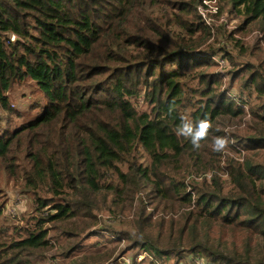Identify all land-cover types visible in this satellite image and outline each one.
I'll use <instances>...</instances> for the list:
<instances>
[{"label": "trees", "instance_id": "trees-1", "mask_svg": "<svg viewBox=\"0 0 264 264\" xmlns=\"http://www.w3.org/2000/svg\"><path fill=\"white\" fill-rule=\"evenodd\" d=\"M208 1L0 0V107L16 113L9 92L27 78L44 106L0 134V172L19 144L30 164L15 169L39 211L0 242V264H40L53 249L57 264L197 253L264 264V157L224 153L264 152V0L213 4L218 20L229 4L245 15L232 30L207 23ZM259 19L249 52L237 34ZM247 115L260 125L224 128ZM103 215L113 225L97 227Z\"/></svg>", "mask_w": 264, "mask_h": 264}, {"label": "rangeland", "instance_id": "rangeland-1", "mask_svg": "<svg viewBox=\"0 0 264 264\" xmlns=\"http://www.w3.org/2000/svg\"><path fill=\"white\" fill-rule=\"evenodd\" d=\"M218 0L208 1V7H204L202 5L198 6L199 12L201 13L200 6L204 8V10L208 13V16L212 18L210 20L214 27L215 25H220L225 22V24L228 25L229 29H238L242 25V23L245 21V15H238L236 12H231V4H229L226 7V10L223 14L224 19H217L213 14V4L217 3ZM219 4V2H218ZM230 10V11H229ZM229 11V12H228ZM209 18V19H211ZM260 19L256 21H251L245 24V29L243 32H240V34H237L238 37L244 38L246 41V44L248 45L249 52H254V43L259 42L258 37L259 35H262V31L260 27H263V23ZM216 23V24H215ZM243 30V28H241ZM216 41V36L211 39V41ZM221 42V45H224V41L222 38L219 39ZM226 43V42H225ZM252 62H257V57H253V55L248 54L247 57ZM245 58H242V60H245ZM264 58V56H263ZM221 63L225 65V61L222 60ZM192 84H196L197 81L192 80ZM42 93L38 91L37 84L34 80L27 78L25 81L20 82L16 84L13 89L9 92V98L11 101V104L16 109L15 114H10L7 110H4L0 107V134L4 132V130H8L10 128L11 130H16L26 118H29L30 116L35 115L38 111H40L44 106L37 107L34 109L38 103V101L42 98ZM45 104L46 100L43 101ZM141 111H151L152 106L148 103V100L142 96L140 98V102L137 104ZM222 120L227 123V126L224 128L229 129V132L241 134L244 133L250 125L252 128L254 127L253 124L260 125L259 122L254 123V121L251 120V116L247 115L245 117H237V118H228L223 117ZM223 125L220 124L219 127H222ZM224 153L227 155H232L236 159L240 160L241 162L246 158V156L256 158L258 155H262L264 157V152H253L248 153L243 151L241 154L238 152H233L227 147L224 149ZM246 155V156H245ZM225 158V157H224ZM264 159V158H261ZM13 164V165H11ZM30 160L24 158V152L20 151V145L17 144L9 154L5 164L3 163L1 166V172H0V205H4V212L3 215L0 218V242L5 241H14L19 236H23L21 233V230H18L17 228L21 226H27L28 220L33 216V214H39V211H35V199L27 194V188L26 183L27 181L23 177H18L21 173L15 168H24V165H29ZM13 169L15 171L14 174H11V170ZM213 172H210L206 174L208 178L212 176ZM205 175V176H206ZM18 177V178H16ZM201 178V177H200ZM102 222L99 225H96L97 227H108L111 226L113 218L109 215H103L101 217ZM113 225V224H112ZM19 232V233H18ZM55 231H51L49 236L55 235ZM96 236H91L90 239L95 238ZM128 243H125L124 241L121 242L120 248L124 249ZM57 253L56 249L50 250V251H43L42 254L45 256L46 259L42 260V263L40 264H57L62 263V259H58L57 261L53 262V255ZM84 255V253H82ZM89 256H95L94 253H88ZM192 254H189L186 256V259L182 258L180 259V264L187 263V259ZM118 256V252L115 253L116 257ZM145 254L139 255V261L143 260L145 257ZM113 257V258H114ZM125 257H129L130 260H132V257L130 255H127ZM49 258V259H47ZM75 259V256L73 257ZM123 257L120 259V262L123 263ZM146 259H144L145 261ZM216 264H229L226 260H214ZM146 264V262H144ZM165 264H175V260L169 259L166 261Z\"/></svg>", "mask_w": 264, "mask_h": 264}, {"label": "built area", "instance_id": "built-area-1", "mask_svg": "<svg viewBox=\"0 0 264 264\" xmlns=\"http://www.w3.org/2000/svg\"><path fill=\"white\" fill-rule=\"evenodd\" d=\"M200 10H201V14L203 15V17L206 19L207 23L211 26H213L214 24L210 21L212 20L211 17L208 16V13L204 10V8L202 6H200ZM213 12L216 13L217 11V7L213 6ZM211 18V19H209ZM224 19V18H222ZM123 263L124 264H131V260L129 257H123ZM187 263L184 264H216L209 256L203 255V254H193L191 255L187 260ZM180 264V262L178 263Z\"/></svg>", "mask_w": 264, "mask_h": 264}, {"label": "clouds", "instance_id": "clouds-1", "mask_svg": "<svg viewBox=\"0 0 264 264\" xmlns=\"http://www.w3.org/2000/svg\"><path fill=\"white\" fill-rule=\"evenodd\" d=\"M202 126H203L204 128H207V124H206V123L203 124ZM200 135H203V133L201 132ZM223 143H224V142H223L222 140H217V145H218V146H222Z\"/></svg>", "mask_w": 264, "mask_h": 264}]
</instances>
